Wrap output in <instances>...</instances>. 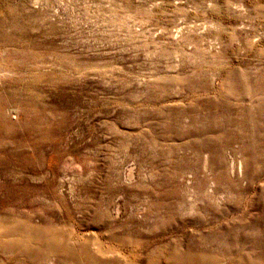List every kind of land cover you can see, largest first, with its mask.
<instances>
[{
    "label": "rangeland",
    "instance_id": "1",
    "mask_svg": "<svg viewBox=\"0 0 264 264\" xmlns=\"http://www.w3.org/2000/svg\"><path fill=\"white\" fill-rule=\"evenodd\" d=\"M0 264H264V0H0Z\"/></svg>",
    "mask_w": 264,
    "mask_h": 264
}]
</instances>
